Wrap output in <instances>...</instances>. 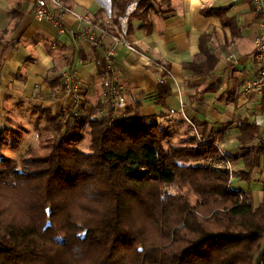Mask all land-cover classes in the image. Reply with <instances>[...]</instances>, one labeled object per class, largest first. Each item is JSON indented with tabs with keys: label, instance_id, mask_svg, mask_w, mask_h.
Returning a JSON list of instances; mask_svg holds the SVG:
<instances>
[{
	"label": "trees",
	"instance_id": "trees-1",
	"mask_svg": "<svg viewBox=\"0 0 264 264\" xmlns=\"http://www.w3.org/2000/svg\"><path fill=\"white\" fill-rule=\"evenodd\" d=\"M128 2L112 0L113 22ZM152 2L139 0L128 21L151 30V14L167 12L170 0L159 8ZM202 13L235 29L223 9ZM210 42L206 33L199 37L184 69L213 70ZM112 69L99 61V78ZM170 91L164 78L156 102L164 105ZM81 105L64 130L41 109L58 138L28 148L20 162L0 154V264H67L73 241L93 247L84 264H264V201L254 207L245 194L238 197L227 171L207 164L222 159L214 139L196 144L190 123L177 128L159 121L163 115L142 116L137 106L117 114L103 100L78 118ZM239 130V151L224 154L242 159L247 180L264 157V141L252 144L255 125L241 122ZM84 134L88 151L68 147Z\"/></svg>",
	"mask_w": 264,
	"mask_h": 264
},
{
	"label": "crops",
	"instance_id": "crops-1",
	"mask_svg": "<svg viewBox=\"0 0 264 264\" xmlns=\"http://www.w3.org/2000/svg\"><path fill=\"white\" fill-rule=\"evenodd\" d=\"M34 1L0 0V122L8 119L6 112L16 115L25 109L40 121L45 117L40 111L43 108L57 116L72 107V93L77 88L82 99L77 117L87 116L96 103H102L98 62L112 52L111 74L121 87L126 107L137 106L142 116L163 115L159 121L177 128L193 124L206 141L214 139L226 153L239 151L241 122L257 127L253 145L264 141V125L256 122L264 116V92L243 93L244 82L257 71L252 52L259 28L251 0H170L167 12L151 14L149 31L138 19L128 21L134 12L126 13L129 3L113 22L112 0H60L104 25L111 35L124 25L126 40L136 51L115 43L111 35L97 34L99 42L93 46L77 33L83 22L68 13L61 15L65 31L60 33L53 23L31 16ZM205 8L223 9L235 20V29L223 25L218 17L204 15ZM204 33L211 37L217 62L209 74L194 75L183 66L198 53L199 37ZM159 64L168 68V75ZM67 74L73 77V84L63 82ZM164 78L171 91L161 105L156 96ZM105 112L103 107L97 116ZM72 114L60 113L58 117L67 120ZM78 146L72 148L85 150ZM233 163L239 175L232 188L243 192L257 207L264 201V157L250 170L247 180L240 176L246 171L242 159Z\"/></svg>",
	"mask_w": 264,
	"mask_h": 264
},
{
	"label": "built area",
	"instance_id": "built-area-1",
	"mask_svg": "<svg viewBox=\"0 0 264 264\" xmlns=\"http://www.w3.org/2000/svg\"><path fill=\"white\" fill-rule=\"evenodd\" d=\"M136 4V2L129 3L126 13L129 14L130 12H133ZM251 5L255 14L256 24L259 28L258 34L254 40L252 52L257 71L256 75L252 79L246 80L244 82V94L264 92V0H251ZM64 13H68L75 19L83 22L84 27L81 28L77 33L86 38L93 46L98 45L99 41L97 39V34L111 35L106 30H104L99 23L94 22L92 18L78 14L77 12L68 8L60 0H35L34 5L31 9V16L34 19H43L53 23L58 27L60 33H63L65 31L61 22V15ZM111 37L115 43H119L131 51H136L135 47L126 40V27L124 25H121L118 33L115 35H111ZM112 57V52H109L105 55L103 60L106 66L110 67L113 64ZM158 66L160 70L164 73V75L169 74V70L166 66L162 64H159ZM63 78V82L65 84H73L74 82L73 77L70 74L64 75ZM101 84L103 102L110 104L113 107L114 112L116 113L124 110L126 107V100L124 94L121 91V87L117 82L116 77L112 74H106ZM79 95L80 93L77 88L72 93L73 105L71 108L64 109L65 113H74L78 111V108L82 103V99ZM256 122L258 125H264V116L256 120ZM191 126L193 129V136L195 137L196 142L198 144H203V139L201 138V135L198 133L193 124H191ZM215 146L217 147L222 159L217 162H211V160L209 159L207 164H212V166L215 168H221L227 171L229 177V189L232 190L231 184L234 181L235 167L232 162L226 158L222 149L219 148L217 144H215ZM236 194L240 198H242L243 196V193L238 191L236 192Z\"/></svg>",
	"mask_w": 264,
	"mask_h": 264
},
{
	"label": "rangeland",
	"instance_id": "rangeland-1",
	"mask_svg": "<svg viewBox=\"0 0 264 264\" xmlns=\"http://www.w3.org/2000/svg\"><path fill=\"white\" fill-rule=\"evenodd\" d=\"M138 1L139 0H129L128 3H131V2L138 3ZM152 1H153L152 3H154L156 8L160 7L159 2L161 4V0H152ZM212 1H215L216 3L224 2V0H212ZM9 113L10 112H6V114H4V115L9 116L7 117L8 119L5 120V122H0V131L3 132V138L0 142V154L10 157L16 160L17 162H20L26 156V151L28 148L38 146L41 141L45 140L48 137L58 138V133L56 134V132L53 130L51 123L46 120V117H42L41 118L42 121L37 120V118L34 119L35 114H32V111L31 113L30 112L27 113L26 109L24 111H21V113L17 112L16 115H11ZM60 113L62 116V113H65V112L60 111L59 114ZM58 115H57V120L59 121V124L62 127V129L64 130L66 128V122L70 123L69 121L70 118L65 120L64 117L61 118V117H58ZM0 117H1V111H0ZM83 136H84L83 139H85V140L82 139L83 143L81 142L82 141L81 140L77 144L73 143V144L68 145V147L72 148L82 143V145L80 144L78 148L84 147L85 150H82L81 152L88 151L87 134H84ZM192 138L196 140L195 137L193 136V133H192ZM201 138L203 139V144H204L206 140L202 136ZM195 143L198 144L196 141ZM214 144H217L219 148H221L217 141H214ZM76 150H78L77 147H76ZM231 162L234 165L233 161ZM237 175L239 174L236 172V169H234L233 183L235 182ZM240 176L242 177L241 173H240ZM170 190L176 191V187L172 186ZM191 197H192V201H194L196 198L195 195ZM91 248L93 247H90L89 245H84L83 243L79 241H73L68 249L72 255L68 257V259H70V263H67V264H84L83 262L90 260L89 254L91 253V250H90Z\"/></svg>",
	"mask_w": 264,
	"mask_h": 264
}]
</instances>
